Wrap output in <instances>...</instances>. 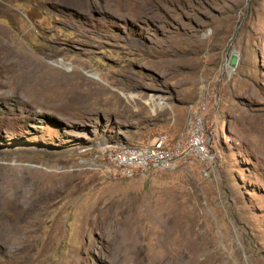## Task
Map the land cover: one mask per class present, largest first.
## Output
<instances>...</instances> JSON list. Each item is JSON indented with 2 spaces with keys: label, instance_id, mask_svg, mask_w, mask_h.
Returning <instances> with one entry per match:
<instances>
[{
  "label": "rangeland",
  "instance_id": "374dc122",
  "mask_svg": "<svg viewBox=\"0 0 264 264\" xmlns=\"http://www.w3.org/2000/svg\"><path fill=\"white\" fill-rule=\"evenodd\" d=\"M201 102L211 162L104 175ZM0 264H264V0H0Z\"/></svg>",
  "mask_w": 264,
  "mask_h": 264
},
{
  "label": "built area",
  "instance_id": "2783aa9c",
  "mask_svg": "<svg viewBox=\"0 0 264 264\" xmlns=\"http://www.w3.org/2000/svg\"><path fill=\"white\" fill-rule=\"evenodd\" d=\"M206 107L207 103L201 102L191 109L184 135L173 143L167 135H160L148 145H125L108 150L104 175L110 179L131 178L149 168H173L190 157L211 162L214 157L204 120Z\"/></svg>",
  "mask_w": 264,
  "mask_h": 264
},
{
  "label": "bare ground",
  "instance_id": "6f19581e",
  "mask_svg": "<svg viewBox=\"0 0 264 264\" xmlns=\"http://www.w3.org/2000/svg\"><path fill=\"white\" fill-rule=\"evenodd\" d=\"M3 29V28H2ZM2 31V30H1ZM3 35V34H2ZM5 36V35H4ZM54 73L55 72H51V73H49L48 74V76H46V78L48 79H51V80H53L55 83H56V80H54V78H53V75H54ZM22 74V73H21ZM45 74V73H44ZM24 75V74H23ZM58 75V74H57ZM56 79V78H55Z\"/></svg>",
  "mask_w": 264,
  "mask_h": 264
}]
</instances>
